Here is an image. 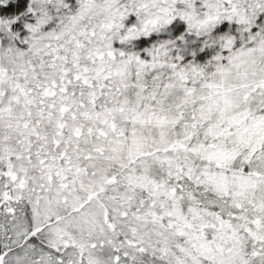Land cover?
I'll return each mask as SVG.
<instances>
[{"label": "snow or ice", "instance_id": "1", "mask_svg": "<svg viewBox=\"0 0 264 264\" xmlns=\"http://www.w3.org/2000/svg\"><path fill=\"white\" fill-rule=\"evenodd\" d=\"M0 264H264V0H0Z\"/></svg>", "mask_w": 264, "mask_h": 264}]
</instances>
